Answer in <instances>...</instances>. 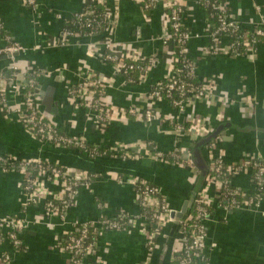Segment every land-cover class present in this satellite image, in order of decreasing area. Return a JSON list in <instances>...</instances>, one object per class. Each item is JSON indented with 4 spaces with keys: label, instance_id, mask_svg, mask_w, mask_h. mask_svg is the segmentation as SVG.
<instances>
[{
    "label": "crops",
    "instance_id": "obj_1",
    "mask_svg": "<svg viewBox=\"0 0 264 264\" xmlns=\"http://www.w3.org/2000/svg\"><path fill=\"white\" fill-rule=\"evenodd\" d=\"M156 1L155 8L145 12L135 0H38L34 12L22 0H0L3 32L29 49L28 53L13 59L0 57V84L12 64L18 66L21 82L25 81V72L38 70L41 72L37 81L41 111L49 115L61 133L83 137L95 147L124 146L133 156L139 152L137 159L132 156L123 161L104 157L90 161L73 149L46 143L25 130L8 107L0 108V155L40 159L95 176L89 188L79 189L75 203L61 217L47 214L46 198L36 205L27 203L22 173L0 169V223L7 217L23 222L20 250L9 243L8 229H0V255L11 253L10 264H69V255L62 243L65 232L76 224L97 222L102 215L113 217L121 211L138 216L135 188L130 182L120 183L117 177L140 178L157 186L176 211L194 201L200 190H205L209 197L215 195L216 187L209 176L196 188L198 171L194 166L191 169L177 161L157 160L147 153L150 149L169 155L179 149L176 147L178 139L194 142L211 137V145L201 147L208 165L219 156L226 165L240 164L248 157H259L264 163V40L246 56L235 57L227 51L229 39L223 37L215 51L209 37L211 25L207 14L196 1L184 0L182 25L191 34L187 52L196 62L197 80L203 84L213 83L214 93L209 99L192 96L180 110L165 100L154 102L149 96L153 85L172 74L174 63L173 45L167 39L170 32L166 21L167 0ZM226 1L230 20L245 30L253 29L260 15H264V0ZM99 4L110 22L98 37L71 40L65 47L53 46L63 36V24L57 14L70 17L88 5ZM104 40L113 42L112 49L116 53H135L154 59L147 79L137 85L126 84L98 50L88 47L90 43ZM87 73L105 77L107 102L123 108L152 109L159 120L145 122L129 118L98 129L91 109L68 101V90L77 86ZM51 88L57 105L53 106L56 112L49 114L42 105L40 92ZM10 99V108L19 104L20 97ZM174 123L193 127V131L177 133L172 126ZM232 185L253 194L252 172L246 170L237 174ZM63 186L60 179L47 181L45 190L58 193ZM213 208L215 211L206 222L204 263L198 261V264H264V201L257 210ZM170 225L159 235L157 249L150 258L146 239L137 225L121 232L102 233L97 238L99 255L104 264H142L145 261L171 264L163 249L164 235Z\"/></svg>",
    "mask_w": 264,
    "mask_h": 264
},
{
    "label": "built area",
    "instance_id": "obj_2",
    "mask_svg": "<svg viewBox=\"0 0 264 264\" xmlns=\"http://www.w3.org/2000/svg\"><path fill=\"white\" fill-rule=\"evenodd\" d=\"M24 5L36 12L38 0H22ZM140 3L142 0H135ZM184 0H167L166 21L170 29L168 41L177 44L180 57L173 58V72L166 81H159L149 93L152 101H168L176 109H183L185 102L192 96L204 99L211 98L214 93V84L196 85L193 83L196 76V62L190 58L187 52L188 41L191 39L189 31H182V14ZM209 11L218 12L220 25L209 29V37L213 44V49L218 50L221 38H228L229 33L240 31L238 41L228 45L227 51L235 57L244 56L239 53L238 47L243 46L245 56L251 53L254 47L264 40V15H260L257 25L251 30H245L237 22L231 21L227 14V1L219 0L217 3L204 2ZM92 8H85L82 12L74 16L64 17L57 14V19L65 23L74 22L78 31L65 30L63 27L62 38L53 46L65 47L71 40H92L98 37L103 30L102 23L110 21L108 14L100 16L97 5ZM101 6V4H99ZM144 11L150 9V3L143 6ZM260 10V8H258ZM251 31L252 33H250ZM224 33H227L224 35ZM113 42L104 40L93 42L88 45L91 50H98L102 58L111 63L116 71L128 85H137L129 79L130 72L139 71V84L144 82L150 74L154 59L143 58L135 53H116L112 49ZM105 50L102 51L100 48ZM29 49L22 44L13 41L12 38L3 32L0 24V57L24 55ZM233 52V53H231ZM182 56V57H181ZM178 63L179 65H177ZM11 74L0 84V108H9L25 130L37 136L46 143L55 147H65L85 153L91 159L109 157L126 161L133 155L128 147L106 148L100 151L99 147L90 149L88 142L83 137L68 136L61 133L55 124L50 121L40 108L36 84L41 72L32 70L25 72L24 82L19 79V68L16 64L10 67ZM105 77L95 73H87L82 81L75 87L68 90V101L73 105L87 106L94 113L96 127L98 129L107 128L113 122H120L134 118L138 121L153 122L159 120V116L152 109L141 110L136 107H117L106 101ZM13 97H20L19 104L9 107ZM49 119V121L47 120ZM174 130L177 133L191 132L193 127L185 128L178 123H174ZM202 133V130L200 131ZM212 147V146H211ZM109 153V155L107 153ZM135 152V151H134ZM157 160L165 161L169 158L179 162L182 166L191 168L193 164L190 160L189 151L179 148L171 154H164L156 149L147 152ZM139 152L132 157L137 159ZM58 164L46 163L40 159H20L12 155H0V169L4 172L18 171L24 175L22 188L26 194L27 203L36 205L43 198L47 214H55L64 217L67 210L75 203L78 191L81 187L89 188L94 175L87 172L58 167ZM194 168V167H193ZM252 172L254 193H244L242 190L232 185V180L237 174L244 171ZM214 181L216 193L208 196L205 190H200L194 198L193 208L184 220H180L178 235L173 241L171 264H198L204 263L207 251L208 230L206 222L212 212L210 208L218 207L224 211L248 208L257 210L264 201V163L259 157H248L240 164L226 165L221 156L213 159L210 164L209 175ZM60 179L64 186L58 193L47 192V181ZM120 183L130 182L136 190V204L139 207L138 216H132L125 212H119L113 217L102 215L97 222H85L76 224L73 229L65 232L70 234L63 249L69 255V264H104L99 255L97 238L105 232H121L137 225L146 239L147 256L150 258L157 249V239L164 228L172 223V208L161 190L144 179L117 177ZM63 204V209L57 206ZM101 207V204H100ZM0 224V229H8V241L15 250L22 248L20 238L23 222L20 219L7 217ZM81 225L80 227H77ZM90 235L94 236V241H90ZM11 253L6 252L0 255V264L11 263ZM201 263V264H202ZM142 264H148V261Z\"/></svg>",
    "mask_w": 264,
    "mask_h": 264
},
{
    "label": "water",
    "instance_id": "obj_3",
    "mask_svg": "<svg viewBox=\"0 0 264 264\" xmlns=\"http://www.w3.org/2000/svg\"><path fill=\"white\" fill-rule=\"evenodd\" d=\"M18 56L19 55H15V57ZM4 57L10 58L11 56H4ZM53 95H54V89L52 88L49 91L45 92L42 90L40 92V96L43 97L42 105L46 107L45 110L49 114L56 112L55 109H53V106H56L57 103H54ZM207 138H209L207 140L212 139L211 137H207ZM202 140L203 139H198L194 142H185L182 139H178L176 146L177 148H183L189 151L190 160L193 166L195 167V169L198 171V175L196 178V188H199L205 182L210 170V165L206 164L205 160L203 159L201 145H200ZM192 205H193V200L187 203L184 209H182L181 211L172 210L171 212L172 223L170 225L169 231L166 232V234L164 235L165 244L163 245L164 246L163 249L168 255L169 261H171L172 244L176 233H178L180 227V220H184L188 216V214L191 211Z\"/></svg>",
    "mask_w": 264,
    "mask_h": 264
},
{
    "label": "trees",
    "instance_id": "obj_4",
    "mask_svg": "<svg viewBox=\"0 0 264 264\" xmlns=\"http://www.w3.org/2000/svg\"><path fill=\"white\" fill-rule=\"evenodd\" d=\"M185 1L187 2V1H190V0H185ZM193 1H196L199 4V6L205 11V13L207 14V17L209 18L210 25L213 26V28H217L220 25V21H219V17H218V12H216V11H209L206 8V5H205L204 2L209 1L211 3H217L219 0H193ZM156 2H157L156 0H142L141 5L145 6L147 3H150V5H151L150 9H147L146 10V12H149L152 9L155 8ZM92 7H94V6L93 5H88L85 8H92ZM95 8L97 9L98 14L100 16L105 15V12L106 11H105V9H104V7L102 5L101 6L97 5ZM227 14H228V16L230 15V10L229 9H227ZM109 22H110L109 20L108 21H105L104 23H102V26L103 27H106L109 24ZM63 27L65 28V30L78 31V27L74 24V22L65 23L63 25ZM181 30L182 31H187L185 27H182ZM249 32L252 33L251 31H249ZM226 34L227 33H224V35H226ZM239 35H240V31H236L234 33H229V43L230 44L236 43L238 41V36ZM172 45H173V58L176 59V58L180 57L179 50L177 49V44H175L174 41H173ZM238 49H239V53H241L242 55H245V49H244L243 46L238 47ZM231 53H233V52H231ZM148 60H149V58H146L145 59V62L147 63ZM108 64H111V63L108 62ZM176 64L179 65L178 63H176ZM10 74H11V71L9 70V72H8V74H7L6 77H9ZM139 78H140V72L139 71L130 72L129 79H131L134 82V84H139ZM160 81H166V79H163V80H160ZM193 83H195L196 85H201L200 82L197 80V78H194ZM154 86H155V84L153 85V87ZM35 87H36V89H38V84H36ZM38 92L39 91H37V95H38ZM47 120L49 121V119H47ZM207 139H209V138H206V139L202 140V142L200 143V145H201L202 148L204 146L211 145V143H212L211 140L212 139H210V140H207ZM88 146L90 147V149H93L95 147V146H93V145H91L89 143H88ZM105 149H106V147H104L102 149L100 148V151H103ZM75 151L78 152V153H80L82 156L88 158V160H91V158L89 159V157L85 153L80 152V151H77V150H75ZM107 154L109 155V153H107ZM101 161L102 160H100V162ZM168 161H175V160L172 159V158H169ZM93 162H96L97 163V162H99V160L98 161H93ZM58 167H61V166L59 165ZM57 206L60 209H63L62 208L63 207V204L57 203ZM214 211H215V208H210L209 209V212H212V214L214 213ZM80 226L81 225H78L77 227H80ZM68 235H70V234H66L65 233V239H64V241L62 243L63 246L65 245V243L67 241V236ZM94 239H95V237L92 236V235H90V241H94Z\"/></svg>",
    "mask_w": 264,
    "mask_h": 264
},
{
    "label": "bare ground",
    "instance_id": "obj_5",
    "mask_svg": "<svg viewBox=\"0 0 264 264\" xmlns=\"http://www.w3.org/2000/svg\"><path fill=\"white\" fill-rule=\"evenodd\" d=\"M100 148V147H99ZM102 149V148H101ZM74 150V149H73Z\"/></svg>",
    "mask_w": 264,
    "mask_h": 264
}]
</instances>
